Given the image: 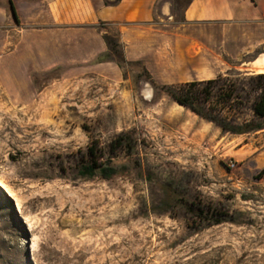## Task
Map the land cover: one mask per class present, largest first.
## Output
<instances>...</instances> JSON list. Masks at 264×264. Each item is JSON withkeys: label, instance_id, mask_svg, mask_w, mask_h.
Returning <instances> with one entry per match:
<instances>
[{"label": "rangeland", "instance_id": "rangeland-1", "mask_svg": "<svg viewBox=\"0 0 264 264\" xmlns=\"http://www.w3.org/2000/svg\"><path fill=\"white\" fill-rule=\"evenodd\" d=\"M55 10L54 0H0V264H264V129L223 132L172 101L163 85L202 74L193 50L181 66L178 50L128 59L117 20L82 26L111 41L121 66L80 60L72 47L56 62ZM21 50L34 60L16 61ZM12 65L30 100L9 85ZM116 141V175L78 173L88 146L98 143L106 163ZM188 204L226 221L193 216Z\"/></svg>", "mask_w": 264, "mask_h": 264}, {"label": "crops", "instance_id": "crops-1", "mask_svg": "<svg viewBox=\"0 0 264 264\" xmlns=\"http://www.w3.org/2000/svg\"><path fill=\"white\" fill-rule=\"evenodd\" d=\"M54 6L58 48L49 52H58L56 62L69 61L66 56L72 47L80 60L101 63L97 57L105 52V43L82 26L98 17L117 20L120 43L128 59L144 57L133 56L132 50H178L181 66L189 62L183 50H193L188 56L202 68L197 80L231 72L264 74V0H187L178 9L172 0H119L114 7H105L102 0H54ZM25 36L39 34L27 31ZM31 51H19L16 61L34 60ZM6 73L9 85L30 100L25 73L15 65Z\"/></svg>", "mask_w": 264, "mask_h": 264}, {"label": "trees", "instance_id": "trees-1", "mask_svg": "<svg viewBox=\"0 0 264 264\" xmlns=\"http://www.w3.org/2000/svg\"><path fill=\"white\" fill-rule=\"evenodd\" d=\"M105 43L107 49L97 57V62L114 61L121 66L119 61H123V58L112 59L109 54L112 50V43L107 38H105ZM119 46L120 43L117 41V47ZM243 77L245 78L239 80L218 75L209 80L163 85L162 89L172 101L200 118L214 123L221 131L247 134L264 129V74L244 75ZM241 108L249 111V118L229 116L230 112L239 111ZM116 150L117 141L111 146L105 163L102 159L106 151L98 143L88 146L85 151L87 164L80 165L78 173L84 177H93L97 173L105 179L113 177L118 173V169L111 165L109 159L116 153ZM262 174H264V168L260 171V175ZM210 208L212 207L188 204V211L193 216L208 217L207 221L211 224L226 221L220 213L214 210L210 212ZM205 210L207 213L204 212Z\"/></svg>", "mask_w": 264, "mask_h": 264}]
</instances>
